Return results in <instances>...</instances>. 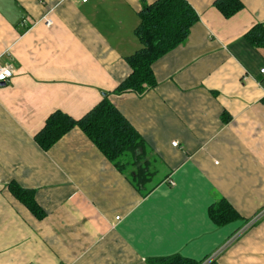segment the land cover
Returning a JSON list of instances; mask_svg holds the SVG:
<instances>
[{
  "label": "crops",
  "instance_id": "crops-1",
  "mask_svg": "<svg viewBox=\"0 0 264 264\" xmlns=\"http://www.w3.org/2000/svg\"><path fill=\"white\" fill-rule=\"evenodd\" d=\"M144 1L0 0V63L15 69L0 83V264H150L221 248L216 264H264V215L226 245L264 208V47L245 37L264 25V0L230 18L216 0H188L199 21L153 64L157 86L113 94L142 46ZM106 93L147 143V195L79 128L49 150L34 139L54 111L79 119ZM223 197L241 217L219 226L209 207Z\"/></svg>",
  "mask_w": 264,
  "mask_h": 264
},
{
  "label": "trees",
  "instance_id": "trees-1",
  "mask_svg": "<svg viewBox=\"0 0 264 264\" xmlns=\"http://www.w3.org/2000/svg\"><path fill=\"white\" fill-rule=\"evenodd\" d=\"M214 5L226 18L244 8L241 0H216ZM139 13L141 20L135 34L142 46L126 58L132 71L112 91L113 94L120 95L127 91L144 94L156 87L158 82L153 64L185 42L200 18L188 0H154L151 3L144 1ZM245 37L254 45L264 47V25L256 24ZM109 95L106 93L97 105L79 119L61 110L54 111L34 139L43 150H49L71 130L79 128L107 159L120 170L130 173L135 187L143 196L147 195L152 190L149 183L156 174L151 170L147 143ZM9 190L35 217L43 219L47 216V211L37 202L34 190L22 187L16 181L9 184ZM209 215L219 226L241 217L237 209L224 197L209 207ZM203 261L204 259L195 260L180 254L149 260L150 264H202ZM215 262L211 264H216Z\"/></svg>",
  "mask_w": 264,
  "mask_h": 264
},
{
  "label": "built area",
  "instance_id": "built-area-1",
  "mask_svg": "<svg viewBox=\"0 0 264 264\" xmlns=\"http://www.w3.org/2000/svg\"><path fill=\"white\" fill-rule=\"evenodd\" d=\"M83 1H87V0H83ZM46 24L47 25H52L53 21L50 18H45ZM261 72L264 74V68L261 69ZM15 75V69L12 65L10 64H1L0 63V83L1 82H5L7 83L11 78H13V76ZM173 145L177 146L178 142H173ZM169 184L171 185H175V180L174 179H169ZM264 215V208L261 209L256 215H254L250 221H248L246 223V225L244 227H242L234 236L233 238H231L226 245L230 244V242H232L233 240L237 239L246 229L252 227L262 216ZM120 217H117V219H119ZM225 245V246H226ZM222 248L219 249L217 252L209 255L208 257H206L204 259V261L202 262V264H211L212 262H214L217 257L219 256V254L221 253Z\"/></svg>",
  "mask_w": 264,
  "mask_h": 264
},
{
  "label": "rangeland",
  "instance_id": "rangeland-1",
  "mask_svg": "<svg viewBox=\"0 0 264 264\" xmlns=\"http://www.w3.org/2000/svg\"><path fill=\"white\" fill-rule=\"evenodd\" d=\"M158 178H159V176L157 175V176L155 177L154 180H158ZM250 228H252V227H250ZM250 228H248V229H250ZM248 229H246L244 232H246ZM244 232H243V233H244ZM243 233H242V234H243ZM242 234H241V235H242ZM241 235H240V236H241ZM240 236H239V237H240ZM239 237H238V238H239ZM238 238H237V239H238ZM235 240H236V239H235ZM235 240H233V241H235Z\"/></svg>",
  "mask_w": 264,
  "mask_h": 264
},
{
  "label": "water",
  "instance_id": "water-1",
  "mask_svg": "<svg viewBox=\"0 0 264 264\" xmlns=\"http://www.w3.org/2000/svg\"><path fill=\"white\" fill-rule=\"evenodd\" d=\"M2 85L6 84L5 82H1Z\"/></svg>",
  "mask_w": 264,
  "mask_h": 264
}]
</instances>
